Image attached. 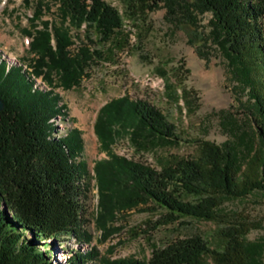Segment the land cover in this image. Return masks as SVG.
Returning a JSON list of instances; mask_svg holds the SVG:
<instances>
[{
  "label": "trees",
  "instance_id": "obj_1",
  "mask_svg": "<svg viewBox=\"0 0 264 264\" xmlns=\"http://www.w3.org/2000/svg\"><path fill=\"white\" fill-rule=\"evenodd\" d=\"M122 1L133 11H144L146 6L155 10L164 2L192 43L197 41L193 32H198V15L210 13L207 36L251 87L263 120L258 119V126L264 142V0ZM52 2L60 16L77 29L86 24L90 42L95 43L93 32L107 42L123 29L121 12L106 0ZM43 26L32 35L30 48L38 56L31 66L0 56V99L4 104L0 111V264H53L47 253L51 251H41L39 243L51 239L46 246H54L67 237L90 246L71 250L69 264H264V242L250 240L248 225L242 222L220 227L215 245L201 234H193L154 248L147 260L100 256L86 228L90 172L78 160L84 146L81 132L75 128L61 133L57 118H64L66 105L52 85L40 86L37 78L52 83L51 73L57 71L63 75V85L72 87L104 53L88 45L72 52L69 29L56 26L50 31L46 20ZM119 128L131 130L137 144L179 141L176 126L159 108L128 95L109 101L98 113L95 130L103 149L109 148ZM242 164L235 146L210 141L201 142L198 158H179L160 170L116 155L98 161L95 171L101 209L96 223L102 237L117 232L119 214L133 209L161 211L157 227L183 217L225 221L222 204L226 199L264 192L263 148L250 157L244 169ZM189 195L198 199L187 200Z\"/></svg>",
  "mask_w": 264,
  "mask_h": 264
},
{
  "label": "rangeland",
  "instance_id": "obj_2",
  "mask_svg": "<svg viewBox=\"0 0 264 264\" xmlns=\"http://www.w3.org/2000/svg\"><path fill=\"white\" fill-rule=\"evenodd\" d=\"M106 1L121 12L123 29L107 42H101L93 32V43L86 35V24L77 29L69 20H64L52 0H0L2 58L31 66L38 56L30 48L32 35L44 29L45 20L50 22V31L56 26L69 29L74 41L72 52L79 46L88 45L104 53L103 58L95 59L80 82L72 87L63 85V75L57 71L51 73L52 83L42 76L37 78L40 86L50 88L52 85L66 105L64 118H57L61 133L77 128L83 138V151L78 160L85 162L90 172L86 228L93 236L91 244L98 247L101 257L110 260L123 257L147 260L154 248L177 237L201 234L215 245L220 227L229 222L247 224L248 238L264 242L262 190L246 197L226 199L222 204L227 213L223 222L183 217L157 227L155 222L161 211L133 209L119 214L115 222L119 227L117 232L107 239L102 237V229L96 223L101 209L95 171L98 161L116 155L160 170L179 158H198L201 142L210 141L235 146L241 153L244 169L256 151L264 150L258 126L262 118L251 87L244 83L236 67L207 36L210 13L198 15V32H193L197 41L192 43L189 34L176 24L179 19L168 12L164 2H160L155 10L146 6L144 11H133L122 0ZM36 13L40 16L36 17ZM201 37L205 41H201ZM51 43L56 46L53 36ZM125 95L159 108L176 126L179 141L137 144L131 130L119 128L109 148L103 149L95 130L98 113L106 103ZM186 199L194 201L198 196L189 195ZM63 239L54 246H46L51 239L38 245L41 251H51L47 253L53 264H69L73 249H90L88 243L79 242L76 237Z\"/></svg>",
  "mask_w": 264,
  "mask_h": 264
},
{
  "label": "water",
  "instance_id": "obj_3",
  "mask_svg": "<svg viewBox=\"0 0 264 264\" xmlns=\"http://www.w3.org/2000/svg\"><path fill=\"white\" fill-rule=\"evenodd\" d=\"M4 108V104L2 102V100L0 99V111Z\"/></svg>",
  "mask_w": 264,
  "mask_h": 264
}]
</instances>
